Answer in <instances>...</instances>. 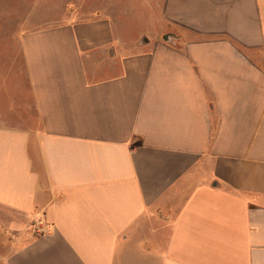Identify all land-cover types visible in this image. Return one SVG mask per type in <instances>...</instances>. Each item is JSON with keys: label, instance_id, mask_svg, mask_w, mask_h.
Returning <instances> with one entry per match:
<instances>
[{"label": "crops", "instance_id": "crops-1", "mask_svg": "<svg viewBox=\"0 0 264 264\" xmlns=\"http://www.w3.org/2000/svg\"><path fill=\"white\" fill-rule=\"evenodd\" d=\"M66 4L0 31V264H264V0Z\"/></svg>", "mask_w": 264, "mask_h": 264}, {"label": "rangeland", "instance_id": "rangeland-1", "mask_svg": "<svg viewBox=\"0 0 264 264\" xmlns=\"http://www.w3.org/2000/svg\"><path fill=\"white\" fill-rule=\"evenodd\" d=\"M67 1L70 0H0V31L10 36L22 28H36L59 19L68 9L80 8L67 5ZM13 39L1 40L12 46Z\"/></svg>", "mask_w": 264, "mask_h": 264}, {"label": "built area", "instance_id": "built-area-1", "mask_svg": "<svg viewBox=\"0 0 264 264\" xmlns=\"http://www.w3.org/2000/svg\"><path fill=\"white\" fill-rule=\"evenodd\" d=\"M41 229H42L43 232L48 231V227H46V228H42V225H41Z\"/></svg>", "mask_w": 264, "mask_h": 264}]
</instances>
